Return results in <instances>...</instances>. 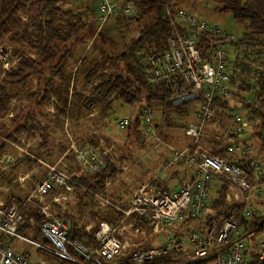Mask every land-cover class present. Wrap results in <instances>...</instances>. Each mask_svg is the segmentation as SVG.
<instances>
[{
  "label": "built area",
  "instance_id": "built-area-1",
  "mask_svg": "<svg viewBox=\"0 0 264 264\" xmlns=\"http://www.w3.org/2000/svg\"><path fill=\"white\" fill-rule=\"evenodd\" d=\"M170 2L160 3L162 15L171 27L166 45L156 49L146 44L135 54L141 58L148 84L165 87L173 106L197 105L196 121L185 127L191 142L171 152L172 162L182 165L177 183L168 185L156 178L140 181L129 198L119 203L109 195L111 181L105 179L103 190L92 194L95 209L112 211L110 221L89 222L84 227L88 233L93 231L95 244L70 240L67 223L52 212L47 196L58 189L60 193L53 200L64 199L61 191L70 190L69 182L83 174L99 172L106 154L98 147L75 146L71 141V172L59 166L61 159L45 161L43 175L21 204L0 201V264H50L44 257L34 260L27 250L16 249L8 242L12 238L73 264H242L251 249L259 261H264V224L255 237L254 230L239 227L238 217L230 209L218 219L203 218L221 186L225 202L242 204L243 217L261 215L257 203L261 201L264 169L246 142L248 115L232 107L225 109L229 117V139L222 145L225 156L199 146L203 128L219 110L218 102L227 101L235 56L248 55L251 48L234 47V35L183 8H173ZM118 14L132 17L135 8L130 2L96 0V20L100 24ZM201 38L208 42L204 48L199 46ZM0 60L5 70L13 66L11 61L16 62L7 50L0 53ZM140 121L146 133L152 132L151 108L141 109ZM129 123L128 118H121L117 126L125 129ZM214 183L218 189L211 198ZM27 206L36 208L42 216L39 228L44 241L20 233ZM28 222L33 224V218ZM249 243L254 247L250 248Z\"/></svg>",
  "mask_w": 264,
  "mask_h": 264
},
{
  "label": "trees",
  "instance_id": "trees-1",
  "mask_svg": "<svg viewBox=\"0 0 264 264\" xmlns=\"http://www.w3.org/2000/svg\"><path fill=\"white\" fill-rule=\"evenodd\" d=\"M67 1L0 0V45L12 47V55L18 59L10 69L2 72L0 68V75L1 72L3 73L0 77V117L7 113L12 100L19 103L26 102V104L18 103L14 107V116L8 119L7 125L0 123V155L8 148L5 140L18 142L19 134L25 133L30 136L33 131L38 132V148H43L49 143L48 139L51 138L54 130L60 128L61 118L69 115L78 119L95 112L97 108L104 113L105 117L115 99L128 104L141 102V109L145 106L158 108L162 112L163 122L167 124H170L167 120L168 112L172 111L178 116L188 113L189 103L173 106L165 87L153 88L148 84L141 70V58L135 54L146 44L156 49L166 45L171 34V27L168 19L162 15L160 3L164 0L126 1L133 4L135 15L127 17L118 14V23L140 22L142 19H148L149 23L144 24L138 35L130 39L122 51L113 54L111 51L100 50L103 53L102 56L98 59L93 58L90 67L82 70L74 69L71 63L74 49L78 44L88 43L87 40L93 37L97 20L94 16H88L91 9L80 12L63 7ZM209 1L216 5L218 12L230 14L234 23L243 25L245 28L241 37L236 38L231 44L234 47H250L251 51L247 52L248 55L235 56L234 73L230 79V85L236 79L241 80L237 88L246 90L249 96L245 98L238 95L239 104L247 113L248 120L253 121L252 128H255V131L251 133V138H256L260 146L258 151L264 154V0ZM93 42L87 49L95 48ZM207 43L206 39L201 38L199 46L204 48ZM242 58H249V63H245ZM240 66L242 72H249V77H244V74L238 71ZM51 95L56 98L55 113L48 117L45 109L50 103ZM218 105L228 107L227 101H221ZM39 117H43L44 121H40ZM129 121L125 129L138 139L144 130L140 113ZM50 122L53 124L52 131L48 126ZM156 126L154 125V128ZM247 137L248 146L253 147ZM204 140L212 143L211 153L225 156L223 144L219 139L205 137ZM83 142L97 145L93 137ZM57 146L59 152L66 148V144L62 142ZM255 147L257 149V146ZM253 156L259 158L257 154ZM226 158L233 159L227 156ZM103 159L104 165L99 172L91 175L83 174L69 182L73 190L69 192L71 199L65 201L64 211H60L59 205H53L54 214L67 223L70 240L95 244L93 231L88 233L83 226L89 221L97 224L101 220L110 221L111 219V210L93 209L92 192L103 190L105 179L115 176L116 167L121 162L129 160L130 155H116L112 152L104 155ZM25 160L32 164L36 163L28 157ZM57 192L58 189H54L50 191L49 196ZM22 201L15 198L7 204H21ZM259 203L264 204L262 201ZM209 207L212 213H206L203 217L205 219H218L230 209L237 215L239 227L254 230V236L262 231L264 212L251 219L243 217L242 204L225 202L223 186L217 191L216 198ZM23 215L25 223L20 228V232L30 234L29 237L34 240L44 241L39 228L43 219L37 209L27 206ZM30 217L33 218L31 225L28 222ZM36 251L54 264H73L45 251L38 249ZM255 253L253 249L249 250L242 264H264V261H259Z\"/></svg>",
  "mask_w": 264,
  "mask_h": 264
},
{
  "label": "rangeland",
  "instance_id": "rangeland-1",
  "mask_svg": "<svg viewBox=\"0 0 264 264\" xmlns=\"http://www.w3.org/2000/svg\"><path fill=\"white\" fill-rule=\"evenodd\" d=\"M116 1L119 2L121 0ZM171 2H173V8H183L198 18L206 21L208 24L216 25L220 29L229 32L236 38L241 37V35L245 32L243 25L234 23L230 14L218 12L216 10V5L209 0H198L193 2L188 0H171ZM146 23H149L148 19H142L140 22L130 21L128 24H125L123 21L118 23L117 15L110 17L104 24H100L96 21L94 25L96 30L94 31L93 37L87 40V44H78L75 47L73 60H71L73 67L80 70L90 67L91 60L93 58L98 59L102 56L103 53H101L100 50L111 51L113 54L119 53L124 49L125 44H127L130 39L138 35L140 29ZM91 42L95 44V48L89 47L87 49ZM227 49L229 50V48ZM2 50H7L10 53L11 59L18 61L17 57L12 55V47H3L0 45V53ZM229 53L233 55V52L229 51ZM30 56L33 57L32 55ZM242 60L247 64L250 61L249 58H242ZM11 63L15 65V62L11 61ZM234 63L235 62H233V66ZM3 66L2 61L0 60V68L2 72L6 71L2 68ZM10 68L11 66L7 69ZM238 71L240 73L242 72L241 66ZM2 72L0 77L3 76ZM242 73L244 74V77H249V72L243 71ZM94 82L97 83L98 81L94 80ZM240 83L241 80L236 79V81L231 84L229 87V94L225 96V99L227 100L228 107H232L243 114H247L239 104L240 99L238 98V95L245 98L248 96L246 90H239L237 88ZM235 93L238 94L235 95ZM52 99H54L55 102ZM51 101L56 103L55 96H50V102ZM141 105V102L128 104L115 99L112 101L111 109L107 112L105 117L103 115L104 113L101 112L99 108H97L95 112L81 116L78 119H74L69 117V115H66L64 118H61L60 128L58 130H54L55 134L53 136V140L57 139L55 142L59 145L61 142L65 144L68 140L67 143L69 146L71 141H73L75 146H77L76 140L79 143V140L82 142L83 140L89 139V137H93L94 139H98L99 142L101 141L102 145L107 148V153L113 152L114 154L116 153V155H130L129 160L123 161L119 164L115 176L111 178V186H109L110 190H108V193L110 196L112 195V197H118L116 195H119L122 199H128L127 197L131 195L130 192L135 188V186L141 180L147 178L152 171L154 173H158L160 178H165L169 172L163 171L162 167L165 162L172 159V150L184 149L191 142V139L185 135V127L188 123L196 121L195 110L197 105L195 103L190 104L186 115L178 116L172 111L168 112L167 120L170 124L163 122L161 117L162 112L160 109L151 107L152 124L157 126L152 130V132L143 133L141 137L137 139L133 133H129L126 129H120L117 126V121L121 118L133 119L141 112ZM47 107L50 111L52 106L49 104ZM228 107L225 108L220 105L218 108L219 113H217L216 116L203 128V135L199 144L202 149L211 153L210 147H212V143H207V141L204 140L205 137H213L214 140H218L219 137H221L219 140L222 144L228 142L229 117L227 115V111H225ZM11 108H14V106L12 107L9 105L8 109ZM53 111H55V107H53ZM249 122L251 125V133H253L255 131V128H252L253 121L248 120V124ZM65 128L66 130L68 129L67 134H69L70 137L67 136V134H64ZM249 142L253 146H249L250 153L252 155L257 154V157H259L258 160L261 163L260 165H262V169H264V154L258 151V147H260L258 144L259 142L255 137H252V139L250 138ZM80 143L79 145H81ZM255 146H257V149ZM13 150L16 151L14 148L11 149V151ZM36 163L33 165L34 167L38 165L34 172L35 175L36 173L39 174L43 169L41 168V164L37 161ZM122 165L126 167L128 166L129 169H126L127 171H123L120 168ZM172 183L175 184L176 181L173 180ZM217 186L218 184L216 183L212 185L210 190L211 198L215 197L218 189ZM261 189L262 194L260 196V200L264 203V184L261 185ZM50 197L51 196L48 197V201H50ZM52 197L55 196L52 195ZM67 200H69V198H67ZM208 208L207 214L212 213L211 208ZM257 209L260 213L264 212V204L257 203ZM198 226L203 227L202 224H199ZM258 235L255 237H258ZM255 237L253 236L252 238ZM15 245L19 250H27L36 260L43 257L37 253L36 249L31 244L27 242L16 241ZM249 245L250 248L254 247L252 243H249ZM50 264L54 263L50 262Z\"/></svg>",
  "mask_w": 264,
  "mask_h": 264
},
{
  "label": "crops",
  "instance_id": "crops-1",
  "mask_svg": "<svg viewBox=\"0 0 264 264\" xmlns=\"http://www.w3.org/2000/svg\"><path fill=\"white\" fill-rule=\"evenodd\" d=\"M126 1H128V0H121V1H119V3L121 4V3H124ZM63 7L73 8V9L79 10L80 12L85 11L86 9H91V11L88 13V16L96 17V0H68L66 3L63 4ZM6 70H8V69H6ZM52 100L55 102L54 99H52ZM53 101H51L49 103L52 106L50 108V111H49L47 106L45 109V113L48 115V117L53 116V114L55 113V111H53V107H55L56 103H54ZM18 103L19 102H17L16 100H12L9 105H11L12 107L13 106L15 107ZM19 104H26V102L21 101ZM13 116H14V108L8 109L7 113L4 116L0 117V123L7 125L8 119L13 117ZM39 120L43 122L44 118L39 117ZM48 126H49V129L52 131V128H53L52 122H50ZM247 127H248L247 133L250 134L249 138L247 137L248 142H249V140L251 138L250 122H249ZM122 130H124V129H122ZM67 133H68V129L66 130V128H65L64 134H67ZM143 133H146L145 130H143ZM54 134H55V132H53L51 134V136H50L51 138L48 139L49 143L43 148H38L39 147V136H38V132H35V131H33V134L30 136H27L25 133L19 134L18 142L5 140L8 144V148L6 151L2 152L0 155V201L7 204L9 201H12L15 198L23 200L27 196V194L32 190L34 184L43 175V173L45 171V165L43 164V162H45V161L56 162L59 159H61V163L59 164V166L66 169L68 172H71V170L73 169V165L71 164V163H73V157H72V153L70 152L69 145L67 143L68 140L65 143L66 145H68V146H66L65 150H63L62 152H59L58 146H57L58 144H56V142H55L57 139L53 140ZM67 136L70 137L69 134H67ZM95 140L97 141L96 146L89 145L87 143H84L83 141L81 142L80 140H79V143L81 142L80 143L81 145H79L77 140H76V143L78 146L98 147L99 150H107V148H105L102 145L101 141L99 142L98 139H95ZM13 148L16 149V151H14V150L11 151V149H13ZM254 151H255V149H254ZM16 152H18V153H16ZM107 152L108 151H106V154H109ZM33 153H34V156H33ZM253 154H254V152H253ZM26 157L30 158L31 160H33L35 162L37 161L39 164H41V166H42L41 168H43V169L39 174L36 173V175H35V173H34L35 169L38 165L36 167H34L33 166L34 163L32 164V163L27 162V160H25ZM120 168L123 171L124 170L127 171L129 169L128 166L126 167L124 165L120 166ZM116 169L118 170V167H116ZM181 169H182V165L178 162H172V159H171L170 161L165 162V164L162 167L163 171L169 172V174L165 178H160L159 177L160 175L158 173H154L152 171V173L147 178H144V180L156 178V179H158V181L160 180V181L165 182L168 185L174 186L180 177L179 173H180ZM111 178H113V177H110L108 179H110V181H111ZM144 180H141V181H144ZM173 180L176 181L175 184L172 183ZM110 186H111V184H110ZM72 190H73V187L70 185V190L61 191V194L64 196V199H61L59 202L54 201L53 200L54 197H52V196L50 197V201H48V197H49V195H48L46 201L49 202L51 210L53 209V205L56 204V205H59L60 211H64L65 201H69L71 199L69 192H71ZM108 190H110V188H108ZM132 191L130 193H132ZM59 193H60V191L58 190V192L56 194H54L53 196H56ZM120 194H122V193H120ZM116 196H118V197H111V198H114L113 200H115L119 203H123L124 201L127 200V199H122V197L119 195H116ZM67 198H69V200H67ZM127 198H129V197H127ZM93 202H94V199H93ZM93 209L94 210H104V209H95L94 205H93ZM52 212H53V210H52ZM89 222H93V221H89ZM89 222H87L83 226V229ZM21 234H23V233H21ZM23 235L29 237L30 234H23ZM16 241L25 242L24 240L17 239V238H14V239L12 238L8 242L10 244H12L16 249H18L15 245ZM34 260H36V259H34Z\"/></svg>",
  "mask_w": 264,
  "mask_h": 264
},
{
  "label": "water",
  "instance_id": "water-1",
  "mask_svg": "<svg viewBox=\"0 0 264 264\" xmlns=\"http://www.w3.org/2000/svg\"><path fill=\"white\" fill-rule=\"evenodd\" d=\"M1 53H4V51L2 50Z\"/></svg>",
  "mask_w": 264,
  "mask_h": 264
}]
</instances>
